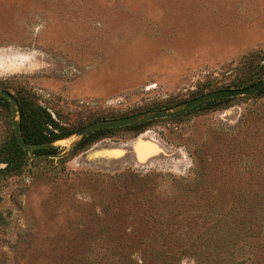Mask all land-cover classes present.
<instances>
[{"label":"rangeland","instance_id":"1","mask_svg":"<svg viewBox=\"0 0 264 264\" xmlns=\"http://www.w3.org/2000/svg\"><path fill=\"white\" fill-rule=\"evenodd\" d=\"M262 78L264 0H0V89L28 137ZM0 264H264V89L61 159L21 151L0 98Z\"/></svg>","mask_w":264,"mask_h":264},{"label":"water","instance_id":"2","mask_svg":"<svg viewBox=\"0 0 264 264\" xmlns=\"http://www.w3.org/2000/svg\"><path fill=\"white\" fill-rule=\"evenodd\" d=\"M262 89H264V78L246 88L223 89L207 92L199 97L165 109L140 112L122 118L99 120L83 126L67 136L38 144L27 142L23 135L22 115L18 99L5 89H0V97L6 99L10 105L12 126L17 144L34 159H61L68 156L86 136L96 131L123 128L138 123L176 117L211 101L254 95ZM62 142H66L67 146L60 152L36 153L38 150L55 149Z\"/></svg>","mask_w":264,"mask_h":264},{"label":"trees","instance_id":"3","mask_svg":"<svg viewBox=\"0 0 264 264\" xmlns=\"http://www.w3.org/2000/svg\"><path fill=\"white\" fill-rule=\"evenodd\" d=\"M239 86H241V85H237L236 87H239ZM0 98H2V97H0ZM4 99V98H3ZM230 99H232V98H230ZM230 99H223V100H217V101H211V102H208V103H214V102H222V101H228V100H230ZM6 100V99H5ZM19 101V100H18ZM19 104H20V102H19ZM204 105V104H203ZM20 108H21V115H22V127H23V135H24V137H25V139H26V141L27 142H29V143H44V142H49V141H52V140H55V139H57V138H55V137H58V138H60L57 134H55L54 133V138H46V137H43V132H41V133H35V134H33L32 135V137H28V135H26L24 132H25V124H24V115H23V111H22V107H21V105H20ZM198 108V107H197ZM196 109V108H195ZM154 121V120H153ZM148 122H150V121H148ZM143 124H145V122H143V123H138V124H134V125H131V127H134V126H137V125H143ZM128 127V126H127ZM115 129H118V128H115ZM111 130H114V129H104V130H102V131H111ZM101 131V130H100ZM97 132V131H96ZM90 135V134H89ZM16 144H17V141H16ZM18 145V144H17ZM18 147H19V149L22 151L23 149L18 145ZM24 151V150H23ZM52 152V151H54V149H49V150H38V151H36V153H38V154H40V153H45V152Z\"/></svg>","mask_w":264,"mask_h":264},{"label":"bare ground","instance_id":"4","mask_svg":"<svg viewBox=\"0 0 264 264\" xmlns=\"http://www.w3.org/2000/svg\"><path fill=\"white\" fill-rule=\"evenodd\" d=\"M230 114H231V117L236 118L239 115V110H234L233 112H230Z\"/></svg>","mask_w":264,"mask_h":264},{"label":"flooded vegetation","instance_id":"5","mask_svg":"<svg viewBox=\"0 0 264 264\" xmlns=\"http://www.w3.org/2000/svg\"><path fill=\"white\" fill-rule=\"evenodd\" d=\"M85 138H86V137H85ZM138 139H139V138H138ZM82 142H83V141H82ZM82 142H81V143H82ZM81 143H80V144H81ZM80 144H79V145H80ZM79 145H78V146H79Z\"/></svg>","mask_w":264,"mask_h":264}]
</instances>
